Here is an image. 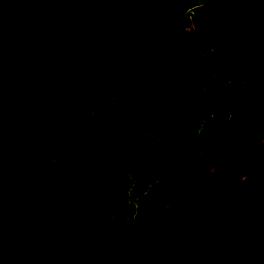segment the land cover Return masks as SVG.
I'll list each match as a JSON object with an SVG mask.
<instances>
[{"label": "trees", "instance_id": "obj_1", "mask_svg": "<svg viewBox=\"0 0 264 264\" xmlns=\"http://www.w3.org/2000/svg\"><path fill=\"white\" fill-rule=\"evenodd\" d=\"M0 264H264V0H0Z\"/></svg>", "mask_w": 264, "mask_h": 264}, {"label": "rangeland", "instance_id": "obj_2", "mask_svg": "<svg viewBox=\"0 0 264 264\" xmlns=\"http://www.w3.org/2000/svg\"><path fill=\"white\" fill-rule=\"evenodd\" d=\"M145 137H147V135L145 136ZM113 141H115V142H118V143H124V136L123 135H116L114 138H113ZM166 167H167V165H166ZM61 169L62 170H67V168L63 165L62 167H61ZM55 173V172H54ZM48 186L49 187H51L52 186V181H49L48 182ZM56 187H58L57 185H56ZM252 188V184L251 183H248V185H247V189L246 190H250ZM118 205V211L120 212V213H125L126 212V210H127V205H126V203L124 202V200H120V202L117 204Z\"/></svg>", "mask_w": 264, "mask_h": 264}, {"label": "built area", "instance_id": "obj_3", "mask_svg": "<svg viewBox=\"0 0 264 264\" xmlns=\"http://www.w3.org/2000/svg\"><path fill=\"white\" fill-rule=\"evenodd\" d=\"M188 22H189V27L191 29H194L195 28L194 19H193V16L190 14L188 15Z\"/></svg>", "mask_w": 264, "mask_h": 264}]
</instances>
